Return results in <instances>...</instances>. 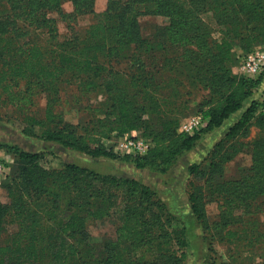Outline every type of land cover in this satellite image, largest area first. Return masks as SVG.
<instances>
[{"label":"trees","instance_id":"obj_1","mask_svg":"<svg viewBox=\"0 0 264 264\" xmlns=\"http://www.w3.org/2000/svg\"><path fill=\"white\" fill-rule=\"evenodd\" d=\"M65 1L14 2L15 14L18 11L29 18V39L24 51L18 45L7 49L20 55L1 71L0 88L5 89L2 84L8 77L42 79L46 92L58 95L59 83L75 80L95 89L105 88L110 94L108 109L112 113L84 132L62 119L54 128H46L44 121H38L36 124L45 128L42 138L47 142L93 159H130L139 169L165 174L200 140L202 129L193 135L179 131L182 117L189 109L184 96L191 94L190 88L200 87L211 94L202 112L208 121L203 129L206 132L220 128L261 88L264 70L256 78H250L237 75L232 69L236 64L233 53L236 40L244 49L264 43V0H108L100 18L83 31L75 28L74 20L97 14L94 0H68L73 5L71 13L63 10ZM0 14L3 15L2 9ZM148 16L164 17L168 24L154 27L151 35L144 36L141 19ZM5 19H1L0 25ZM61 22L67 28L64 35L59 27ZM0 40L3 41L1 37ZM125 62L132 65L128 70L119 69ZM259 107L254 97L226 135L227 141L235 140L247 136L254 121L260 124V135L249 144L252 165L237 186V190L244 187L253 200L264 197V114ZM54 118L52 113L46 116L50 122ZM132 131H139L151 141L145 155H120L103 142ZM15 152L20 189L7 185L11 202L6 205L0 202V264H182L184 261V253L177 255L176 251L168 253L159 248L167 238L172 240L173 235L178 246L186 248L185 229L170 233L166 228L171 225L170 215L163 209L154 211L150 209L154 203L144 202L128 210L139 223L126 228L125 234L108 245L104 256L97 258L87 241V223L103 217L109 209L108 191L138 194L149 202L152 196L149 188L134 179L101 176L75 163L60 170L47 169L42 166V154L18 148ZM234 156L215 150L206 172L198 164L191 165L189 171L197 179L206 175L208 181H220L223 166ZM97 182L102 184L98 187ZM55 186L59 191H55ZM195 187L191 182L190 188ZM28 188L34 191L36 203L47 201L43 209L30 208L31 203L25 199ZM237 193L236 199H249ZM189 200L196 218L206 223L201 195L191 191ZM60 201L65 202V209L57 208ZM145 235L150 241L144 239ZM141 248L151 251L154 259L131 254Z\"/></svg>","mask_w":264,"mask_h":264},{"label":"rangeland","instance_id":"obj_2","mask_svg":"<svg viewBox=\"0 0 264 264\" xmlns=\"http://www.w3.org/2000/svg\"><path fill=\"white\" fill-rule=\"evenodd\" d=\"M15 1L0 0V9L3 10L0 22L1 19H5L3 16L8 18L2 24L7 26L0 27V37L3 39L0 40V73L12 65L20 55L7 49L18 45L24 51L25 43L29 39V18L18 11L15 14L12 8ZM94 3L97 14L81 16L74 20L73 25L77 30L83 31L100 18L107 8L108 0H94ZM25 7L27 8V2ZM63 10L71 13L72 3L66 0ZM141 23L144 36H149L153 33L154 27L166 26L168 19L148 16L143 17ZM59 27L62 35L67 33L66 24L61 22ZM257 49L264 52V43L244 49L241 42L235 41L233 53L236 64L232 69L235 74L241 75L242 61ZM131 65L132 63L125 62L119 69L128 70ZM68 82L59 83L56 90L59 92L58 95H49L42 79L8 77L3 82L5 89L0 88V161L4 163L6 170L0 175L2 204L11 202L7 185L13 184L14 189H20L18 157L15 152L18 148L42 154V166L47 169L60 170L68 163H75L101 176L134 179L152 192L150 201L146 202L138 194L132 196L114 189L108 191L109 209L103 217L89 220L87 223L89 229L87 241L92 245L97 258L104 256L108 245L117 241L122 233L125 234L126 228H132L139 223L128 210L137 205L142 206L141 203L144 202L145 205L154 203L150 205V209L154 211L163 209L170 215L171 225L170 228L166 227L170 233L185 229V239L188 242L186 248L178 246L174 235L172 240L169 241L167 238L165 244L159 248V251H169L168 253L176 251L177 255L184 253L185 259L182 264H264V197H256L253 200L245 193L244 187L240 186L237 190L242 177L248 173L252 165L249 144L260 135V124L254 121L247 136L226 140L230 128L242 117L255 95L245 103L242 110L232 115L214 131L203 130L208 123L205 119L200 140L195 147L181 156L167 173L162 174L149 168L139 169L130 159H93L75 150L45 141L42 138L45 128L37 125L38 121H44L46 128H54L62 119L65 123L72 124L79 132H84L85 129L108 119L112 113L108 109L110 94L105 88L95 89L89 84H81L75 80L72 83ZM190 89L191 94L184 96V99L188 100L189 109L184 113L181 123L191 116H203L202 112L206 109L204 105L211 97L207 89L200 87ZM48 113L55 116L52 122L46 120ZM103 142L108 144V139H103ZM215 150L224 155H235L223 166L222 180L208 181L206 175L197 179L190 173L189 167L198 164L202 171L206 172ZM191 182L197 187L190 188ZM101 184L96 183L98 187ZM54 189L59 191L57 186ZM191 191H197L201 195L206 223L199 221L191 209L189 200ZM237 191L249 199H236ZM33 196L34 191L28 188L25 199L31 203L30 208L43 209L47 201L36 203ZM60 196L62 198L63 195ZM249 202L253 203V207L248 206ZM64 203L60 201L61 205L57 208L65 209ZM60 215L65 217L66 214L61 212ZM144 239L150 241L147 235ZM125 254L129 255L128 252ZM131 254H138L147 259L153 258L151 251H143L142 248L135 249Z\"/></svg>","mask_w":264,"mask_h":264},{"label":"built area","instance_id":"obj_3","mask_svg":"<svg viewBox=\"0 0 264 264\" xmlns=\"http://www.w3.org/2000/svg\"><path fill=\"white\" fill-rule=\"evenodd\" d=\"M264 70V52L257 49L247 55L241 63V75L256 78ZM255 98L259 101V112L264 114V89L255 91ZM206 122L203 116H191L185 119L179 131L193 135L203 128ZM108 146H112L115 153L120 155H145L151 148V141L142 137L137 131H132L120 138L108 140ZM6 170L4 163L0 161V175Z\"/></svg>","mask_w":264,"mask_h":264},{"label":"crops","instance_id":"obj_4","mask_svg":"<svg viewBox=\"0 0 264 264\" xmlns=\"http://www.w3.org/2000/svg\"><path fill=\"white\" fill-rule=\"evenodd\" d=\"M261 90L264 89V80H263V83L261 84Z\"/></svg>","mask_w":264,"mask_h":264}]
</instances>
